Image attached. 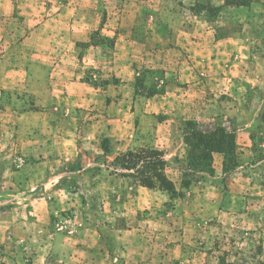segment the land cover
<instances>
[{
    "label": "rangeland",
    "instance_id": "rangeland-1",
    "mask_svg": "<svg viewBox=\"0 0 264 264\" xmlns=\"http://www.w3.org/2000/svg\"><path fill=\"white\" fill-rule=\"evenodd\" d=\"M230 1L0 0V264H64L56 236L69 264L106 243L114 264H264V0ZM64 54L90 97L56 110L34 75L48 91L39 64ZM188 62L200 108L153 111L168 80L188 90ZM188 119L234 135L233 153H211V176L188 163ZM141 147L164 153L179 196L136 198L141 185L106 168ZM225 162L237 165L224 173Z\"/></svg>",
    "mask_w": 264,
    "mask_h": 264
},
{
    "label": "crops",
    "instance_id": "crops-1",
    "mask_svg": "<svg viewBox=\"0 0 264 264\" xmlns=\"http://www.w3.org/2000/svg\"><path fill=\"white\" fill-rule=\"evenodd\" d=\"M198 47L194 46V55H193V61H197V55H196V49ZM189 50V48H187ZM198 53V51H197ZM61 54V52L57 53ZM196 63H193V66H195ZM39 67H42V69H47L51 73L50 77V84H52L51 88L46 91L45 88L42 86L43 81L45 79H48V76H42V75H34V84L39 85L37 90H35V93L42 98L44 92L45 95L43 96L44 98H51L53 101L60 102L59 105L54 106L56 110L59 108H64L70 110L72 109L71 104L73 103L74 100L77 99H89L90 93H89V83L86 81L80 80L78 77L74 78L75 72H74V63L73 60L70 59V56L67 54H64L61 56V58L54 59L51 61H41L39 64ZM38 67V68H39ZM169 70L167 73H169ZM191 76V77H190ZM188 81V90H182L180 86H178V91L176 92L174 88L175 84L170 82L168 80L167 84V89L165 90L164 94L162 96H159L158 98H154L152 100V106H155L153 111H159L160 108L161 110L169 112L172 114V110L176 109L179 111L178 114H183V115H191V113L194 115L195 113L192 111L191 107L193 106V110L197 107V109L200 108L199 100L201 94L199 93V81L195 79L194 72L189 66V62L187 63V66L184 68H181L179 71V79L178 81ZM8 74L6 70L4 69L3 66L0 65V86H4L6 83H8ZM40 89V90H39ZM197 89V90H196ZM96 90V89H95ZM190 90H194L193 93H190ZM42 91H44L42 93ZM47 92V93H46ZM89 94V95H88ZM96 93H94L95 95ZM160 102V103H159ZM198 111V110H197ZM191 112V113H190ZM62 113V112H61ZM7 120V121H6ZM2 120L1 119V124L0 126L2 127L5 122H8V119ZM8 124H6L7 126ZM28 140V138H27ZM138 192L135 195L136 198L141 197V195L145 192L146 188L143 186H140V188L137 189ZM145 194V193H144ZM131 201L129 200L130 204L128 205L129 207L131 206ZM126 205L125 202H121V206ZM127 206V205H126ZM122 208V207H121ZM125 231V232H124ZM121 235L119 236V241L114 242V244L118 245L119 242H121L123 239L121 237H125L128 233L126 232V229L120 230ZM59 237L56 236L52 242L51 248L53 249V252L56 254H61L62 255V260H64V264H69L71 258L67 256V254L63 255V252L61 250L63 249L60 244ZM124 242V241H122ZM92 246V245H91ZM90 245L87 246L89 248L87 251L88 253L90 252V249H93ZM112 246L109 245V243H106V247H104V251L102 254L99 256L100 258L98 260H95L93 256H88L87 260L91 264H114L115 261L118 259L117 256H111L112 250H109L107 247ZM128 249L127 252H129L128 246H126ZM113 249V248H112ZM86 251V252H87ZM108 253H110L108 255ZM124 259L126 262L125 264H133V259L131 255H125ZM97 259V258H96ZM74 260H78L77 258H74ZM79 261V260H78ZM97 261V263L95 262ZM74 264H77V261H75Z\"/></svg>",
    "mask_w": 264,
    "mask_h": 264
},
{
    "label": "trees",
    "instance_id": "trees-1",
    "mask_svg": "<svg viewBox=\"0 0 264 264\" xmlns=\"http://www.w3.org/2000/svg\"><path fill=\"white\" fill-rule=\"evenodd\" d=\"M233 2L225 0V5H231ZM220 6L207 7L209 19L214 18L219 12ZM182 140L188 146V163L195 169V172H203L207 175H213L214 169L211 166V153L219 151L223 153H233L235 149L234 135H228L226 128L218 125L213 129L205 130L201 128L198 122L188 119L182 131ZM75 165V164H71ZM167 160L164 153L156 148L141 147L138 149H128L118 153L111 164L106 168L112 170L121 177L132 178L139 185L147 188H158L175 198L181 194L174 182L167 177L164 168ZM237 165L236 162L224 163L222 171L230 172ZM191 179L184 175L181 186L188 188Z\"/></svg>",
    "mask_w": 264,
    "mask_h": 264
}]
</instances>
